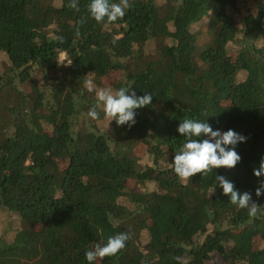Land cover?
Masks as SVG:
<instances>
[{
	"label": "trees",
	"instance_id": "trees-1",
	"mask_svg": "<svg viewBox=\"0 0 264 264\" xmlns=\"http://www.w3.org/2000/svg\"><path fill=\"white\" fill-rule=\"evenodd\" d=\"M70 2L0 0V252L16 251L6 264H89L85 252L119 233L125 247L92 264H264L253 175L264 0H129L101 23L90 0ZM121 87L153 96L131 127L96 107L99 89ZM186 119L246 137L236 166L178 178ZM215 175L250 193L257 215L237 210Z\"/></svg>",
	"mask_w": 264,
	"mask_h": 264
},
{
	"label": "clouds",
	"instance_id": "clouds-1",
	"mask_svg": "<svg viewBox=\"0 0 264 264\" xmlns=\"http://www.w3.org/2000/svg\"><path fill=\"white\" fill-rule=\"evenodd\" d=\"M68 6L78 10L77 0H71ZM129 7V0H119V3H110V0H90L87 10L92 19L101 23L105 21V18L108 22L122 18L125 15V9ZM78 35L79 31H77ZM96 96V107L102 109L108 123L115 121L117 126L128 125L129 127L136 122L135 110L148 106L153 97L148 93L137 96L134 90L127 87H121L114 93L111 89L101 88ZM96 107L87 113L92 120L99 119ZM177 132L186 138V142L174 155L171 165L174 173L182 181H188L197 174L208 175L215 169L234 168L241 159L235 151V146L240 142H245L246 137L231 129L224 132L214 131L207 122L186 119L179 123ZM200 137H207V139H198ZM253 175L260 180L255 190V195L259 197L264 193V157L261 158L259 167L253 170ZM215 177L218 186L222 188V194L229 198V202L236 206L237 210L247 208L250 217L257 215L259 205L252 201L250 193L235 189L234 184L224 176L215 175ZM214 193L215 188L210 191L209 196ZM128 239L127 233L109 237L104 246L97 245L94 250L86 251L85 258L89 264H92L97 258L114 256L125 247Z\"/></svg>",
	"mask_w": 264,
	"mask_h": 264
},
{
	"label": "rangeland",
	"instance_id": "rangeland-1",
	"mask_svg": "<svg viewBox=\"0 0 264 264\" xmlns=\"http://www.w3.org/2000/svg\"><path fill=\"white\" fill-rule=\"evenodd\" d=\"M60 60H61L62 63H65V64L68 63L67 60H66V57L64 56V54L61 55ZM141 153L143 154L142 150L139 151V154H141ZM30 234L32 236H36L37 235V233H34V232L33 233L31 232ZM15 252H16L15 250H12L10 252H0V262L2 264H6L8 261L12 260L14 258V256H15Z\"/></svg>",
	"mask_w": 264,
	"mask_h": 264
}]
</instances>
